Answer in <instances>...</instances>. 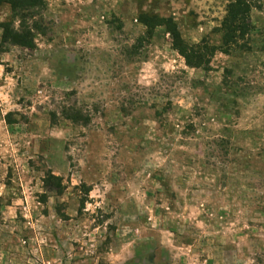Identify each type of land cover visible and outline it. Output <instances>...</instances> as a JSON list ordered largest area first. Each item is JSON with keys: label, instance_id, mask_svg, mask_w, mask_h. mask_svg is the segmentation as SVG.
Listing matches in <instances>:
<instances>
[{"label": "rangeland", "instance_id": "rangeland-1", "mask_svg": "<svg viewBox=\"0 0 264 264\" xmlns=\"http://www.w3.org/2000/svg\"><path fill=\"white\" fill-rule=\"evenodd\" d=\"M6 1L0 264H264V0L248 50L208 69L184 64L168 27L217 45L186 23L218 27L227 0L172 17L158 0L134 15L125 0Z\"/></svg>", "mask_w": 264, "mask_h": 264}, {"label": "trees", "instance_id": "trees-1", "mask_svg": "<svg viewBox=\"0 0 264 264\" xmlns=\"http://www.w3.org/2000/svg\"><path fill=\"white\" fill-rule=\"evenodd\" d=\"M255 0H227L224 6V14L221 18L218 27L214 31L219 34V44L209 45L207 40L202 38L196 44L186 46V44L179 38L177 32L168 27V32L172 38V46L183 58L184 64L189 67H202L208 69V63L214 52H220L228 55L235 51L248 50V34L251 30V23L249 19V11ZM9 7L14 12L25 11L29 13L30 8L42 5V0H7ZM151 20H154L152 18ZM149 19L144 20L148 28L160 25ZM170 19L163 25H169ZM4 35L6 28L4 27ZM3 35V34H2ZM12 43H19V40L14 35L8 36ZM4 41V38L2 37Z\"/></svg>", "mask_w": 264, "mask_h": 264}, {"label": "crops", "instance_id": "crops-1", "mask_svg": "<svg viewBox=\"0 0 264 264\" xmlns=\"http://www.w3.org/2000/svg\"><path fill=\"white\" fill-rule=\"evenodd\" d=\"M121 3H124L123 0H120ZM126 1V6L128 8H133V11H131L130 15H134L138 9H144V5L147 3L145 1L138 2V0H125ZM202 1V0H201ZM196 0H158V8L155 11L156 14L162 15L166 17H172L174 15H181L184 16L188 9H192L194 12L193 14L196 13L198 10L197 6H194V3ZM161 8V9H159ZM200 16H195V22L193 20V24L190 22H187L186 25H188V32L186 38L195 40V39H200L204 33L209 32V37L210 39L214 42L217 43L219 39V34L214 31V28L217 27V21L216 20H211V21H200ZM213 27V28H212ZM211 28L213 31H211Z\"/></svg>", "mask_w": 264, "mask_h": 264}]
</instances>
